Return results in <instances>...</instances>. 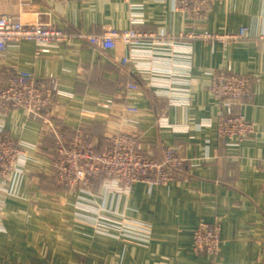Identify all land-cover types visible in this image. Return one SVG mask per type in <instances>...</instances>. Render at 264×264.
Instances as JSON below:
<instances>
[{
	"label": "crops",
	"instance_id": "0c3cea01",
	"mask_svg": "<svg viewBox=\"0 0 264 264\" xmlns=\"http://www.w3.org/2000/svg\"><path fill=\"white\" fill-rule=\"evenodd\" d=\"M32 10L52 11L74 39L46 54H37L33 41H12L0 59L2 83L27 71L55 91L43 114L13 108L0 116V128L29 154L17 191L0 196V264H264V0H218L195 21L177 11L173 0H0V15ZM133 27L149 35L135 56L122 43L103 51L83 37ZM242 28L247 36L230 44L193 41L188 59L148 58L153 35L170 47L172 41L187 42L178 38L185 30L225 34ZM151 64L174 73H154ZM215 69L253 80L251 98L236 112L257 133L219 136L224 107L208 88V72ZM129 81L142 98L133 102L138 113L121 119L117 109ZM55 125L82 131L101 149L108 144L105 132L122 127L136 135L145 153L160 158L169 146L188 160V168L164 184L124 189L99 175L89 191L66 188L51 171ZM102 211L142 228L118 236L103 227L120 224L101 219L99 226L79 217ZM199 221L220 228L215 263L194 251Z\"/></svg>",
	"mask_w": 264,
	"mask_h": 264
},
{
	"label": "built area",
	"instance_id": "2783aa9c",
	"mask_svg": "<svg viewBox=\"0 0 264 264\" xmlns=\"http://www.w3.org/2000/svg\"><path fill=\"white\" fill-rule=\"evenodd\" d=\"M177 11L184 13L193 21L199 19L206 4L218 0H173ZM137 22V19H133ZM247 28L237 33H212L210 31L185 30L179 39H186V43L172 41L170 47L162 45V39L155 42L152 36V45L148 58L153 63L156 59L172 60L174 57L191 58L192 43L195 40H206L230 44L247 36ZM93 46L110 51L117 48L118 43L129 47L133 56L139 54L144 41L149 37L136 27L130 29H108L101 35L83 36ZM74 37L65 28L61 27L57 16L49 10H32L17 16L2 13L0 15V59L7 43L12 41L29 40L36 44L37 54L49 53L52 47L68 45ZM168 45V44H167ZM135 57L124 58L121 63L127 65ZM168 64V63H166ZM188 68L187 66H185ZM154 73L172 75L171 67L152 65ZM188 71V69H187ZM209 91L222 101L224 112L219 118V135L223 139L243 137L246 134L258 132L257 126L249 121L245 114L236 112L237 105L248 101L252 94L253 80L247 76L221 71L218 69L208 72ZM169 86V85H168ZM142 93L134 81H129L123 92L118 114L121 119L128 114L138 113L139 109L133 102L140 100ZM55 99L54 89L40 85L37 78L30 72L17 71L9 75L2 83L0 81V116H6L13 108H24L28 112L40 115L50 109ZM55 154L52 166L55 167L58 178L71 182L76 187L77 181H82L87 175L92 176L100 170L107 176L114 177V184L124 189H131L135 184L147 182L164 184L169 182L178 173L188 168L187 159L181 157L173 148H162V156L154 157L145 153L144 147L132 132L120 127L116 130H107L105 137L108 140L106 149H101L92 137L82 131L72 133L67 127L55 125ZM19 147L13 138L0 128V168L9 167L13 176L21 174L29 154ZM102 164V165H101ZM217 191V187L214 189ZM100 213V212H99ZM102 218L120 220V228L103 227V232L129 236L133 231L141 230L142 225L126 217H118L114 212L102 211ZM117 214V213H116ZM98 222L95 216L89 217ZM121 219L125 221L122 222ZM139 233V232H138ZM136 235V233H135ZM134 235V236H135ZM194 251L205 255L215 263L221 251L220 228L216 223L199 221L194 230Z\"/></svg>",
	"mask_w": 264,
	"mask_h": 264
},
{
	"label": "rangeland",
	"instance_id": "374dc122",
	"mask_svg": "<svg viewBox=\"0 0 264 264\" xmlns=\"http://www.w3.org/2000/svg\"><path fill=\"white\" fill-rule=\"evenodd\" d=\"M174 2V1H173ZM210 4V3H209ZM209 4H206V6H208ZM135 19V18H133ZM139 30V29H138ZM194 30V29H193ZM141 31V30H140ZM142 33H147V32H144V31H141ZM185 31H182L179 35H178V38L184 33ZM155 37V42H157L159 40V38H161L160 36H157V35H153ZM162 39V38H161ZM163 41V40H162ZM172 45V44H169V46ZM220 136V135H219ZM223 139V138H222ZM231 139V138H230ZM224 140H227V139H224ZM16 143V142H15ZM17 144V143H16ZM18 145V144H17ZM18 149H23L21 147H17ZM102 149H106V148H102ZM182 157V156H181ZM184 158V157H183ZM54 159V157H53ZM186 159V158H185ZM188 161V160H187ZM28 162V160H27ZM26 162V164H27ZM25 164V165H26ZM102 165V164H101ZM52 173L55 174V176H57L58 178V175H57V172H56V169L54 166H52ZM23 171H21L20 173L18 174H21L23 175L24 174V168L22 169ZM21 175H19L18 177L15 178V176H13V174H11L10 170H9V167L5 168V167H1L0 168V196H5V195H10V194H13L15 191H17V186L19 185L18 182H19V178L21 177ZM99 175H106L104 174V172H101V170L96 173V171L93 173L92 176L90 175H87L86 178L82 181H77V184L76 187H73L72 186V183L71 182H66V181H62L61 179H59V182L61 185H63L64 187L66 188H73V189H81L82 191H89L90 187L89 185L91 184L92 182V179L94 177H97ZM107 176V175H106ZM110 177V176H108ZM111 178H114L111 176ZM1 201V199H0ZM79 207L81 208H84L86 207L84 204H79L78 205ZM114 215H117L118 217H124L122 215H119V214H116V213H113ZM97 216H95L97 219H98V222H95L93 220H91L89 217H92L91 215H88L87 213H82L79 214V217L84 220V221H87V222H92V223H96L97 225L99 226H102L100 224V222L104 223L103 220H106L104 218H102L101 216L103 215V213H97L96 214ZM103 219V220H101ZM108 222H111L113 224H120V220H114V219H109V220H106ZM122 222H124L125 220L124 219H121ZM108 227H110V225H108ZM112 227V226H111Z\"/></svg>",
	"mask_w": 264,
	"mask_h": 264
}]
</instances>
